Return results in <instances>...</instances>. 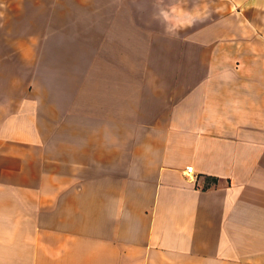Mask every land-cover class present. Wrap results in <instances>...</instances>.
Listing matches in <instances>:
<instances>
[{
  "label": "crops",
  "instance_id": "0c3cea01",
  "mask_svg": "<svg viewBox=\"0 0 264 264\" xmlns=\"http://www.w3.org/2000/svg\"><path fill=\"white\" fill-rule=\"evenodd\" d=\"M0 264H264V0H0Z\"/></svg>",
  "mask_w": 264,
  "mask_h": 264
},
{
  "label": "built area",
  "instance_id": "2783aa9c",
  "mask_svg": "<svg viewBox=\"0 0 264 264\" xmlns=\"http://www.w3.org/2000/svg\"><path fill=\"white\" fill-rule=\"evenodd\" d=\"M185 176H186L188 179L192 180V181L195 180V178H194V176H193V167H187V168L185 169Z\"/></svg>",
  "mask_w": 264,
  "mask_h": 264
}]
</instances>
